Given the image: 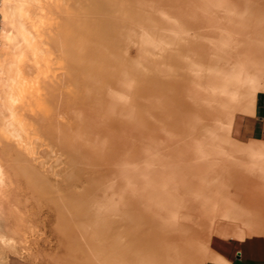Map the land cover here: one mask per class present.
Here are the masks:
<instances>
[{
	"label": "bare ground",
	"instance_id": "6f19581e",
	"mask_svg": "<svg viewBox=\"0 0 264 264\" xmlns=\"http://www.w3.org/2000/svg\"><path fill=\"white\" fill-rule=\"evenodd\" d=\"M240 1L194 0L184 24L165 0H0V264H50L55 243L64 264H205L184 230L260 235L226 208L214 107L179 88L225 77L229 118L226 48L244 46L227 41L261 19ZM234 202L260 208L255 190Z\"/></svg>",
	"mask_w": 264,
	"mask_h": 264
},
{
	"label": "rangeland",
	"instance_id": "374dc122",
	"mask_svg": "<svg viewBox=\"0 0 264 264\" xmlns=\"http://www.w3.org/2000/svg\"><path fill=\"white\" fill-rule=\"evenodd\" d=\"M230 1L232 2V0H229V2ZM241 1L237 2V4L239 3L238 7L240 8H241ZM258 1H262L261 13H260L261 19L259 20V30H258L259 32L256 34L252 32V27H253L252 24L254 20V18H252L244 23V25L247 26V28L249 29L248 32L245 33V35L232 34L231 36H229L228 39L229 41H227V44L228 42H230L229 44L232 43L234 45L239 46L240 43H243L244 46V48H242L241 51H236L235 49L234 51L232 48L233 46H227L226 48L227 56L224 62L228 66V71H229L228 77L226 78V80H228V86L226 88L228 89V92L231 94L230 98L232 105L229 108L230 109L229 118L225 117L222 114L224 112L223 110L224 108H223V103L221 104V100L218 101L221 104V107L218 108L215 106L217 105V103L215 102V98L217 97L212 93L213 87H215L214 93L217 92L216 91L217 89L219 93L217 94L219 95L218 98L222 99V96L224 95L223 93L224 88H222V86L225 77H223V81L221 79L220 81L216 80L215 83L213 82L214 85L212 86L204 84L203 82H198L197 84H194V86L192 87L191 86L192 83L191 81H189L190 85H188L187 82L186 85H183L181 87L178 86V87L182 88V90L181 89L180 90L182 91L183 95H189L188 99L199 100V101L201 100V102H203V106L209 109L210 108L213 109L214 107L213 109L215 111L214 115H212L208 119L209 122H212L216 125L214 127L213 133L211 134V137L218 139L217 143L222 147V149L227 154L228 170L230 171V175H231V177L228 179L229 182L227 180L228 191H229L228 194L230 196L228 195V198L226 199V201H228L226 203V208L228 207L231 208L233 211L235 210L234 211L235 213H237L238 210H240L247 217L249 216V218L254 220V222L250 219L251 222L246 223V228L250 227V231L252 232L254 229L252 225L253 223L254 227L255 225L258 226L259 228L258 232L260 235H262L264 234V232H262L264 231V202L261 201V198L262 200H264V136L260 137L259 139H250L247 141L245 138L240 137L237 131L235 130L233 131L235 120L237 121L236 123L237 126L240 127L241 124H239V120H238L239 117L241 115H252L258 92H264V8H262L264 7V0H258ZM165 6H164L165 9L161 16L163 18L165 17V18L178 19L179 23L184 22V24L185 23L190 24L192 23L193 19L197 20L201 17V13L198 10L196 11V13H193V9L195 6L194 0H165ZM184 32L188 33L187 30H185ZM134 54L132 55L135 56ZM184 54L186 55V53H182V56H184ZM160 60L164 62L166 59L165 58L157 59V61H155L156 64L154 63V65L152 66L153 68H155V70H157V68L162 65V63L159 65ZM187 64L188 63L184 62L180 66L186 69L187 68L186 66H189ZM182 68H180V70ZM233 71H235V73H233ZM233 81L239 83L238 88L236 87L234 88V86L232 85ZM171 90L173 91V88H171ZM209 103H211V105ZM217 114L220 115L217 116ZM201 121L203 122L205 120L202 119ZM151 153L154 154V151H152ZM251 156L257 157V163H254V161H252L249 158ZM218 157H220L221 159L225 158L223 152L220 153ZM150 164L153 167V164L155 165L156 163L152 162ZM258 164L260 165L258 166ZM163 174L165 173L164 172L155 173L154 176H156L157 179H161ZM251 175L255 176L256 179L258 178L259 180H256L255 182L252 183H247V179ZM236 188L237 189L239 188V190L236 191ZM251 190H255V193L257 194V197L260 200V205H259L260 208H258L259 210L258 209L256 210L255 207L253 206H249V205L245 206L244 204L234 202L236 200V194L237 196L249 194L251 193ZM235 205L239 206L240 208L236 207ZM138 206H139V210H142L141 212H143L144 211L142 208L143 204L139 203ZM251 209H253L254 211H251ZM252 212L254 213L252 214ZM253 217L256 218L254 219ZM250 224L251 226H249ZM260 228H262V230ZM193 231L195 230H189V229L184 230V232L188 234V236L191 235L192 242L196 240L197 242L202 243L204 248L208 245V247L205 248L207 250V253H210L211 251L210 242L213 237L217 236V237L234 238L229 235H222V236L210 235L208 234L209 232L206 233L203 237H197V235L193 234ZM236 239L239 238L236 237ZM51 248L54 249L51 250ZM51 248H50V264H64L63 263L64 261L60 257L58 258L54 256L56 255L57 251L60 250L58 244L55 243V246ZM57 256H59V254Z\"/></svg>",
	"mask_w": 264,
	"mask_h": 264
},
{
	"label": "crops",
	"instance_id": "0c3cea01",
	"mask_svg": "<svg viewBox=\"0 0 264 264\" xmlns=\"http://www.w3.org/2000/svg\"><path fill=\"white\" fill-rule=\"evenodd\" d=\"M238 120L241 125L237 126L235 120L233 131H237L240 137L248 141L264 136V92H258L253 114L241 115ZM210 249V259L205 264H264V235L242 240L216 236L210 242Z\"/></svg>",
	"mask_w": 264,
	"mask_h": 264
}]
</instances>
